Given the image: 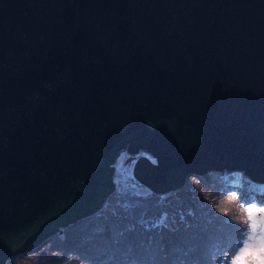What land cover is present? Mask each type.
<instances>
[{
  "label": "water",
  "instance_id": "1",
  "mask_svg": "<svg viewBox=\"0 0 264 264\" xmlns=\"http://www.w3.org/2000/svg\"><path fill=\"white\" fill-rule=\"evenodd\" d=\"M125 150L156 193L264 181V0H0V264L98 212Z\"/></svg>",
  "mask_w": 264,
  "mask_h": 264
},
{
  "label": "rangeland",
  "instance_id": "2",
  "mask_svg": "<svg viewBox=\"0 0 264 264\" xmlns=\"http://www.w3.org/2000/svg\"><path fill=\"white\" fill-rule=\"evenodd\" d=\"M143 155L157 163L145 151L120 154L98 212L6 264H261L264 181L223 167L156 193L135 176Z\"/></svg>",
  "mask_w": 264,
  "mask_h": 264
},
{
  "label": "snow or ice",
  "instance_id": "3",
  "mask_svg": "<svg viewBox=\"0 0 264 264\" xmlns=\"http://www.w3.org/2000/svg\"><path fill=\"white\" fill-rule=\"evenodd\" d=\"M249 213L251 214V209L248 210ZM253 228H255V225L252 226ZM248 249H245V252H247ZM260 251L264 252V247H261ZM244 253H242L241 255H243ZM237 259H240V257H237ZM261 264H264V260L261 261Z\"/></svg>",
  "mask_w": 264,
  "mask_h": 264
},
{
  "label": "trees",
  "instance_id": "4",
  "mask_svg": "<svg viewBox=\"0 0 264 264\" xmlns=\"http://www.w3.org/2000/svg\"><path fill=\"white\" fill-rule=\"evenodd\" d=\"M225 168H228V167H225ZM257 186H258V184H257Z\"/></svg>",
  "mask_w": 264,
  "mask_h": 264
},
{
  "label": "bare ground",
  "instance_id": "5",
  "mask_svg": "<svg viewBox=\"0 0 264 264\" xmlns=\"http://www.w3.org/2000/svg\"><path fill=\"white\" fill-rule=\"evenodd\" d=\"M252 179V178H251Z\"/></svg>",
  "mask_w": 264,
  "mask_h": 264
}]
</instances>
